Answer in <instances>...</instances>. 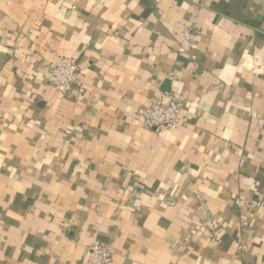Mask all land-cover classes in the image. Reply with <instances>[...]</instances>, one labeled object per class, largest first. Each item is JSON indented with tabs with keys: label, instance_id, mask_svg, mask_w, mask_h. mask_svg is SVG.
Listing matches in <instances>:
<instances>
[{
	"label": "crops",
	"instance_id": "crops-1",
	"mask_svg": "<svg viewBox=\"0 0 264 264\" xmlns=\"http://www.w3.org/2000/svg\"><path fill=\"white\" fill-rule=\"evenodd\" d=\"M166 93L182 120L155 131ZM97 242L108 264H264V0H0V264Z\"/></svg>",
	"mask_w": 264,
	"mask_h": 264
},
{
	"label": "built area",
	"instance_id": "built-area-1",
	"mask_svg": "<svg viewBox=\"0 0 264 264\" xmlns=\"http://www.w3.org/2000/svg\"><path fill=\"white\" fill-rule=\"evenodd\" d=\"M187 39H193L194 35L190 31H185ZM50 82L59 93H69L72 85L79 83V64L76 58L61 55L51 67ZM184 106L182 96L174 93L163 94L158 99L152 101L148 106L140 110L148 127L156 130L161 128H176L181 122V111ZM242 204V203H241ZM211 229L216 225L208 223ZM88 264H108L112 260L111 244L94 243L88 249Z\"/></svg>",
	"mask_w": 264,
	"mask_h": 264
}]
</instances>
